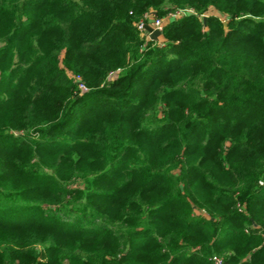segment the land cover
Instances as JSON below:
<instances>
[{
    "label": "trees",
    "instance_id": "trees-1",
    "mask_svg": "<svg viewBox=\"0 0 264 264\" xmlns=\"http://www.w3.org/2000/svg\"><path fill=\"white\" fill-rule=\"evenodd\" d=\"M213 256L264 264V0H0V264Z\"/></svg>",
    "mask_w": 264,
    "mask_h": 264
},
{
    "label": "built area",
    "instance_id": "built-area-1",
    "mask_svg": "<svg viewBox=\"0 0 264 264\" xmlns=\"http://www.w3.org/2000/svg\"><path fill=\"white\" fill-rule=\"evenodd\" d=\"M190 12H192V11H187V12H185V13H190ZM185 13L176 12V11H175L174 13H169V14L167 15V21H166V22H169V21L172 20V19L179 18L180 16H182V15L185 14ZM150 16H154V17H155V14H154V13H148V14H145V15L143 16V19L139 20V21L135 24L137 31H139L140 33H144V32H145L146 27H147V24H148V23H147V20H148L149 18H151ZM164 24H165V22L163 23L162 20H160V19H155V20H153V21L151 22V27H152L154 30L158 31V32H162V30H163V28H164ZM84 91H86L85 86H84L83 84H81V83H78V91H77V92H78V93H82V92H84ZM259 184L261 185L262 182L260 181ZM238 208H239V211H240V212H244V205H238ZM210 260L213 262V264H222L221 260H220L218 257H216V256H213Z\"/></svg>",
    "mask_w": 264,
    "mask_h": 264
},
{
    "label": "rangeland",
    "instance_id": "rangeland-1",
    "mask_svg": "<svg viewBox=\"0 0 264 264\" xmlns=\"http://www.w3.org/2000/svg\"><path fill=\"white\" fill-rule=\"evenodd\" d=\"M154 11V10H153ZM152 10L151 11H149L148 13H154L155 14V17L154 16H150L151 18H149L148 20H147V23L148 24H150L151 25V22L153 21V20H155V19H160V20H162V22L164 23H166V21H167V16H165V17H159V16H157L156 15V13L155 12H153ZM187 11H193L191 8H189V7H184V8H180V9H177L176 10V12H181V13H185V12H187ZM148 13H146V14H148ZM209 14H214V15H217L218 17H220L221 18V20L222 21H224V18H222V16H220V14L217 12V11H215V10H213V9H210V10H208L207 12H205V14H203L204 16H208ZM143 19V18H142ZM201 20V19H200ZM202 30H206V28H203ZM141 36H143V33H141ZM144 38V40H146L147 41V39L145 38V37H143ZM165 41V40H164ZM156 44H158V43H156ZM158 45H161V44H158ZM85 92V91H84ZM15 136H18V135H20V134H17V133H15L14 134ZM80 185L79 184H77V183H71V185H70V188H75V187H79ZM197 215H199V212H195ZM204 215V214H203ZM216 257H218V256H216ZM220 260H221V258L220 257H218Z\"/></svg>",
    "mask_w": 264,
    "mask_h": 264
},
{
    "label": "crops",
    "instance_id": "crops-1",
    "mask_svg": "<svg viewBox=\"0 0 264 264\" xmlns=\"http://www.w3.org/2000/svg\"><path fill=\"white\" fill-rule=\"evenodd\" d=\"M143 36L147 39V40H151L154 41L158 44H163L164 43V38L161 32H158L156 30H154L150 24H147L146 30L143 33Z\"/></svg>",
    "mask_w": 264,
    "mask_h": 264
}]
</instances>
